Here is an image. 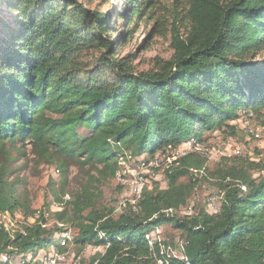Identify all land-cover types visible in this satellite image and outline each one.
Listing matches in <instances>:
<instances>
[{
	"label": "trees",
	"instance_id": "16d2710c",
	"mask_svg": "<svg viewBox=\"0 0 264 264\" xmlns=\"http://www.w3.org/2000/svg\"><path fill=\"white\" fill-rule=\"evenodd\" d=\"M156 2L124 0L122 12L91 0L2 1L0 264H43L40 251L64 254L69 242L77 257L103 248L88 264H264V159L235 155L208 168L189 152L164 170V187L123 200L118 216L103 197L126 155L153 159L214 132L235 137L244 117L264 127V0H186L181 23L172 12L170 57L139 71L134 55L116 51ZM28 149L60 173L46 185L55 211L48 202L34 210L18 192L9 154ZM202 180L217 188L213 211L189 204ZM165 224L179 232L178 247L146 238Z\"/></svg>",
	"mask_w": 264,
	"mask_h": 264
},
{
	"label": "rangeland",
	"instance_id": "374dc122",
	"mask_svg": "<svg viewBox=\"0 0 264 264\" xmlns=\"http://www.w3.org/2000/svg\"><path fill=\"white\" fill-rule=\"evenodd\" d=\"M2 1L0 0V11L2 12ZM82 1V0H78ZM92 3L87 4L91 8H100L102 10L119 9L123 12L124 0H91ZM186 0H157L152 12L149 15L135 19L132 24L128 26L132 30V36L125 35L126 41L116 51L117 56L123 57L126 55H134L132 62L136 70L144 71L155 68L157 63L167 60L172 49L170 48L169 28L171 22L174 19L172 12H181V15H176V23H181L183 19L182 11L180 9L185 5ZM114 19V17H112ZM182 31H183V27ZM116 35H112V39H115ZM262 56L264 53H259ZM263 120V119H262ZM252 127L262 125L261 121L256 117H252ZM264 126V125H263ZM237 135L235 137H224L217 134V132L211 135L205 134V141L198 144L196 150L199 155L206 158V166L213 168L222 158H231L235 155L248 156L250 160L264 159V134L259 140H254L251 136L249 128L242 126V121L238 125ZM183 145L178 148H167L165 151L158 153L153 159L158 161V167L155 169V178L149 179L145 184V187H151L155 182L158 186L164 187V170L170 166V164L178 159V156L183 150ZM14 161L11 162V167L17 170V176L22 180L18 192H20L24 199H26L34 210H40L45 202L50 203V209L52 211L57 210L59 207L52 202L51 197L46 192V185L49 179L53 178L58 180L60 173L56 172V166H47L45 164H39L36 161L35 156L30 150H25V156L18 155L15 150L9 154ZM5 154L0 157V162L3 160ZM148 158L147 155L142 157ZM14 176V175H13ZM69 180L71 186L76 185L75 178H78L77 169L72 167L70 169ZM103 197L110 201V206L114 208V215L118 216L123 209L121 202L129 198L128 193L124 191V188L117 182L116 178L107 181L102 186ZM217 188L212 184V181L202 180L195 188L190 197L189 204H195L197 201L206 203V207L209 211H213L219 204V196ZM110 207V208H111ZM182 210V209H181ZM21 216H17L18 220H21ZM6 219V218H5ZM30 222L33 219H29ZM50 222L52 220H49ZM70 235L74 236V230L69 229ZM158 236L172 241L175 246L178 247L180 243L179 232L169 225H162L159 228ZM102 247L87 246L77 257L78 247L73 243L67 244V252L64 254H57V260L55 259V253L53 250L40 251L36 261L38 263L47 264L49 257L55 259V263L51 264H74L79 262L80 264H88L89 258L96 252H102ZM173 254L180 256L179 252L174 248ZM31 257H27L29 261ZM82 260V261H81Z\"/></svg>",
	"mask_w": 264,
	"mask_h": 264
},
{
	"label": "built area",
	"instance_id": "2783aa9c",
	"mask_svg": "<svg viewBox=\"0 0 264 264\" xmlns=\"http://www.w3.org/2000/svg\"><path fill=\"white\" fill-rule=\"evenodd\" d=\"M242 126L249 128L252 137L255 140H259L263 137L264 127L257 125L252 127L251 119L244 117L242 120ZM183 145V150L179 156L185 155L189 152H196L198 148V143L194 138H191L179 146ZM177 146L176 148H178ZM178 156V157H179ZM158 167V161L156 159H143V158H133L130 155H126L125 158L119 159V169L115 174L117 182L124 188V191L128 193V201L130 203H135L140 197L145 187V184L148 182V178H155V169ZM67 197V196H66ZM184 213H189L190 209H183ZM159 229L155 230L151 234H148L146 238L149 241H152L155 236H157ZM62 242L61 245H65L66 241L70 239L69 231H64L62 233ZM55 259L57 258L56 254ZM49 257L47 264L55 263V259ZM57 260V259H56ZM74 264H80L76 262Z\"/></svg>",
	"mask_w": 264,
	"mask_h": 264
}]
</instances>
